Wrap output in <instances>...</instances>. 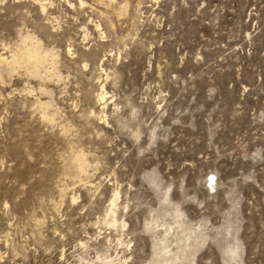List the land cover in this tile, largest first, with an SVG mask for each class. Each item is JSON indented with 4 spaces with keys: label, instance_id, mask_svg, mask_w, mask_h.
Masks as SVG:
<instances>
[{
    "label": "rangeland",
    "instance_id": "374dc122",
    "mask_svg": "<svg viewBox=\"0 0 264 264\" xmlns=\"http://www.w3.org/2000/svg\"><path fill=\"white\" fill-rule=\"evenodd\" d=\"M0 59V264H264V0H0Z\"/></svg>",
    "mask_w": 264,
    "mask_h": 264
},
{
    "label": "bare ground",
    "instance_id": "6f19581e",
    "mask_svg": "<svg viewBox=\"0 0 264 264\" xmlns=\"http://www.w3.org/2000/svg\"><path fill=\"white\" fill-rule=\"evenodd\" d=\"M27 38V37H26ZM23 43H24V41H22ZM31 42V41H30ZM22 43V44H23ZM29 44H31V43H29ZM35 44V43H34ZM36 45V44H35ZM22 46V45H21ZM25 46V45H24ZM22 48V47H21ZM39 48H36V47H33L32 45L31 46H29L28 45V47L26 46V48L25 49H18V51H19V53L17 52V54H15V56H14V58H13V60L15 61V62H17V63H19V65L21 64H24V66H25V64L26 65H30L29 67H30V70H31V68L33 67H37V70H38V66H41L40 65V63L42 62V60H44L43 58H44V54L43 53H41L39 50H38ZM45 53V52H44ZM14 55V54H13ZM49 55V54H48ZM46 56H47V54H46ZM46 56H45V58H46ZM50 56V55H49ZM12 57V56H11ZM51 58H52V56H50ZM49 58V57H48ZM48 58H46V59H48ZM5 58L4 57H2V60H4ZM7 59V58H6ZM6 59L4 60L5 62H6ZM11 59V58H10ZM50 59V58H49ZM51 60V59H50ZM50 60L49 61H47V63L48 62H50ZM0 61H1V59H0ZM13 61V62H14ZM45 62V61H44ZM8 63V62H7ZM16 63V64H17ZM13 64V63H12ZM43 65V64H42ZM14 66V65H13ZM28 67V66H27ZM27 69V68H26ZM36 69V68H35ZM28 70V69H27ZM36 70V71H37ZM33 71H34V69H33ZM30 72V71H29ZM103 94V93H102ZM101 94V99H103L104 98V96ZM105 94V93H104ZM46 104V103H45ZM75 154H77V153H75ZM76 159V158H75ZM77 160V159H76ZM77 161H80V160H77ZM78 163V162H77ZM80 166H81V164H80ZM116 199H117V193H114L113 194V196H112V199H111V201H110V203H111V205L112 206H115V204H116ZM111 212H114V210L113 209H111ZM114 222L116 221L115 219L113 220Z\"/></svg>",
    "mask_w": 264,
    "mask_h": 264
}]
</instances>
